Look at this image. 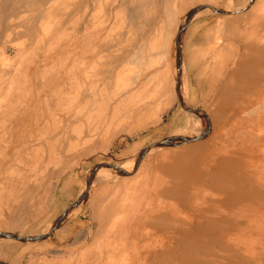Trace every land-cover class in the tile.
I'll list each match as a JSON object with an SVG mask.
<instances>
[{"label":"rangeland","instance_id":"obj_1","mask_svg":"<svg viewBox=\"0 0 264 264\" xmlns=\"http://www.w3.org/2000/svg\"><path fill=\"white\" fill-rule=\"evenodd\" d=\"M85 1L56 0L55 10L43 14L40 0H0V234L33 239L49 231L29 245L0 238V264H193L180 259L179 234L194 233L201 224L197 216L203 219L201 227L214 223L206 207L219 206L225 198L215 186L223 177L217 170L222 162L234 163L246 182L249 178L252 190L260 192L256 200L264 198V110L233 113L229 124L206 129L225 83L239 72L244 56L243 45L227 31L250 15L252 7L264 9V0L177 1L170 47L160 63L156 48L163 47L169 35L167 0H152L140 12H135L136 0ZM24 2L26 9L17 6ZM12 3L14 8L7 7ZM201 6L224 12H193ZM263 13L259 24L264 23ZM157 34L164 37L153 47ZM253 41L258 43L259 37ZM229 45L237 49L234 61L230 64L224 54L228 67L221 81L212 83L214 61ZM207 60L213 61L211 74L208 67L203 72ZM261 72H254L258 78L252 86L263 92ZM134 123L141 131L132 136L126 130ZM209 133L208 143L197 145ZM171 138L189 140L153 148ZM101 139L108 140L106 145L86 146ZM236 142L253 147V153L225 159ZM144 150L148 153L136 162ZM167 155L181 160L170 169L184 168L188 187L178 186L183 180L178 178L172 180L174 187H161L166 169L162 158ZM123 168L131 170L119 174ZM99 170L110 174L97 176ZM226 177V192L242 189ZM144 181L153 184L142 195ZM172 190L176 200L177 192L184 190L192 209L161 210ZM137 198L144 200L137 203ZM113 204L126 211L109 212ZM257 208L260 215L257 211L251 219L248 235L229 239L250 264H264V205ZM76 209L77 215L68 217ZM51 215L48 223L39 224ZM238 225L242 226L234 221L223 224L230 231ZM202 240L212 241L207 236ZM146 249L152 259L146 257ZM200 255L211 264L240 262L236 255Z\"/></svg>","mask_w":264,"mask_h":264},{"label":"crops","instance_id":"obj_2","mask_svg":"<svg viewBox=\"0 0 264 264\" xmlns=\"http://www.w3.org/2000/svg\"><path fill=\"white\" fill-rule=\"evenodd\" d=\"M235 27L236 26L230 28L229 29L230 31H227L228 32L227 36L232 38V39H236V41L240 45H243L244 56L240 60V64H239L240 69L238 68L239 72L238 73L235 72L232 76H230L228 81L225 83L224 88L221 92L222 97L220 96V99L216 102L215 112H213L209 116V118L206 122V129L209 128L208 129L209 131L214 129V127L218 128L219 126H221V123L223 121L224 116L220 117L218 115V110H217L218 107L225 105V104H226L225 106H227L228 103L231 104V101H230L231 99L229 100V102H224V99H223V95L226 94L225 89L227 88V85H229L228 87L231 86L230 87L231 90H238L239 83H242L241 77H243V75H244L242 72L244 70V66L246 65V63L251 64L250 65V72L252 73L251 76H253L254 72L259 71V62L255 61L256 57L254 54L257 51L256 50L254 51V49H252V50L246 49L245 44L240 40L239 36H235L233 34L232 30ZM214 34L216 35V33H214ZM236 50L237 49L234 47V45H229L224 50L220 51L218 57L214 61V75H213V77H210L212 83H216V82L221 81L223 73H224V71H226V69L228 67V65H227L228 58L227 57H229V59H231L230 60V64H231L234 61V57L236 55L234 53L236 52ZM263 52H264V50H263ZM224 54L227 56L226 58H224ZM206 62H208V60ZM212 63H213V61H212ZM212 63L208 62L206 67L203 69L204 73H205L207 67L210 68V71H209L210 74L212 73V71H213V67L211 65ZM216 73H218V74H216ZM262 73H264V66L262 69ZM209 76H211V75H209ZM233 105H235V104H233ZM260 107H261V110H264V101H262L261 104H259L257 106V108H259V109H260ZM253 110H251V111H253ZM225 116H226V114H225ZM147 122H149V121L146 120L144 125ZM139 131H141V130H140L138 125H135V123L132 125V127L128 128L126 130V132L132 136L137 134V132H139ZM170 131L172 132V128ZM207 135H208L207 138L200 137L199 141H197V145L200 146L203 144H207L209 139H210L209 138L210 133ZM168 139H165L164 141H168ZM95 141L96 142H94V143L91 142L90 144H88L86 146L89 147L92 144V146H96V147L99 146L100 147V145H106L108 140L106 141V140L101 139L100 141H97V140H95ZM215 141L217 142L216 139H215ZM225 143L226 142L223 140V137H221V145H222L221 149L225 150V145H226ZM230 147L233 149V151H232V153H229L228 156H224L225 159H228V158L232 159L235 156L248 157L251 155V153H253V147H251V149H250L249 147H247V144L239 147V143L236 142L233 145H231ZM218 154H221V152L218 151ZM176 158L177 157L174 158L172 155L163 156V158H162L163 165H164V167H166L165 171L161 172V177H160L162 179L161 187H163V188L164 187L165 188L174 187L175 182L173 183L172 180H175L176 178L183 179V180L179 181V183L177 184L178 186H181L182 188L189 186V183L186 180L187 176H186V171L184 168H181L179 171H174V170L170 169V167L173 165V163H178L179 166L181 165V160L180 159L177 160ZM62 163H63V161L61 162V164ZM217 170L223 177H222V180L215 182V186L218 190H220V192L218 191L219 194H225V196H224L225 198L224 199L222 198L219 201V206L216 205L215 207L214 206L206 207V209L209 210L208 212L210 214L214 215V219H213L214 223L213 224L208 222L209 224L206 225V228L201 227L204 224L203 219H202V217L197 216L198 218H200L199 221L201 224L198 226V228H196L194 233H191L190 231H182L179 234V236H180L179 240H180L181 244L183 245V250H182V253L180 254V259L184 262H192L193 264H211V263L204 262L200 258V256H201L200 253H208V255H212L214 253H219V255L222 254L223 257L227 258V259H230V255H236L237 259L238 260L240 259L239 264H250L248 258L242 252V249H240L237 245L232 244L229 241V239L231 238V235H234L236 237L239 235H242V236L248 235V233H247L248 231H246V229L253 228L251 219L253 217H257V214H256L257 211L260 215L261 209H258L257 205H264V198L260 197V200H256V195L260 194V192L255 191L254 188L252 190V186L248 183L249 178H246V180H247V182H246L245 179H243L240 176L239 172L236 171L234 163H232L231 161L227 162V164L225 162H222L217 167ZM99 171H106V170H99ZM175 173H177V174H175ZM248 173H250L252 175V173H254V170L251 168V169H249ZM57 174H58L57 175V178H58L59 173L57 172ZM226 175H230L233 179V183L234 184L236 183L237 186L242 187V189L241 190H235L233 192L229 191L230 193L226 192L227 189H226V186L224 184V181L227 179ZM251 180H252V178H251ZM144 182L145 183L141 187L142 195H144L143 192L148 190V188H149L148 185L153 184V182H151V181L148 184L146 183V181H144ZM227 193H229V194H227ZM177 194H178L179 198L176 200L174 198L175 192H173V190H172V192L170 193V195H172V197H167L163 200L165 203V206L161 207V210L171 211V210H175V209H179V210H190V209H192V207H190V201L186 197V192L183 190L180 193L177 192ZM141 200H144V199L143 198H140V199L137 198L136 202L137 203L142 202ZM25 202H27V198L24 200V203ZM176 202H177L178 206L175 207L174 204ZM259 202L261 204H258ZM117 211L120 213H123L124 211H126V209L124 207L120 208V206H118L117 204H113V207L110 208L109 212L114 213ZM51 217H52V215L40 219L39 224L43 225V224L48 223L49 220L51 219ZM158 219L159 218L156 217L155 220H158ZM164 219H166V218H164ZM151 220H153V219H151ZM232 221H234L236 223L239 222L242 226L238 225L237 228H235L233 231H230L225 226H223V224H228V223H231ZM155 224H156L155 226L158 227L160 222L156 221ZM152 226H154V223H152ZM240 230H241V232H240ZM231 232H233L234 234H232ZM202 236L210 237L212 239L210 244H205V242H203V240H202ZM135 240H136V238H135ZM134 242H136V241H134ZM131 243H132V244H130L131 247L138 248V246H137L138 244L133 243V242H131ZM213 245H214V247H213ZM146 257L152 259V253L147 249H146Z\"/></svg>","mask_w":264,"mask_h":264},{"label":"bare ground","instance_id":"obj_3","mask_svg":"<svg viewBox=\"0 0 264 264\" xmlns=\"http://www.w3.org/2000/svg\"><path fill=\"white\" fill-rule=\"evenodd\" d=\"M14 1V0H13ZM42 1V3L45 5L44 8H43V14H50V12L52 10H55L56 8V4L58 2H56V0H40ZM131 1V0H130ZM152 0H136L135 2V12H140L142 9L147 8L146 5H148L149 3H151ZM179 1V0H167L166 1V6H165V13H166V18L168 19V26H169V32H168V39H166L165 44L163 45V47H158L160 46V44L162 43V38L165 36V33H164V36L162 34V36L158 35L157 34V38L158 41L157 42H154L153 44V47H158L156 48V51H158L157 53L158 56H159V59L157 60V63H160L161 61H163L167 54H168V46H169V42L172 38V30L175 28V24H176V19H177V13L178 12V8H177V5H176V2ZM31 2V1H30ZM85 2L88 3V1L86 0ZM96 2V1H95ZM132 2V1H131ZM134 2V1H133ZM132 2V4H133ZM40 3V2H39ZM93 3V2H91ZM124 3V2H123ZM180 3V1H179ZM8 4V3H7ZM36 4V3H34ZM114 4V3H113ZM31 5V4H30ZM129 5V4H128ZM14 8V4H9L7 7L10 8ZM16 6V5H15ZM18 7H24L25 9L28 7V4L27 2H24L23 5H17ZM40 7V5H37ZM117 6V5H116ZM35 7V6H34ZM264 7V6H263ZM8 8V9H9ZM10 8V9H11ZM33 8V7H32ZM91 8V7H90ZM199 8V7H198ZM7 9V8H6ZM62 9V8H61ZM197 9V8H196ZM262 9L264 11L263 8H260V5H256L255 7H252L251 9V14L250 15H247V17L242 21V22H238L236 27L232 30L233 34L235 36H239L240 40L245 44L246 46V49H249V50H252L254 49V51L256 50L257 52L254 53L255 54V61H258L259 62V69H263V66H264V31H263V27H264V23L262 24H259V22L257 23V21H259L258 17L259 15H262ZM13 10V9H12ZM16 10V9H15ZM30 10V9H29ZM23 12V11H22ZM22 12H18V14H21ZM8 13V12H7ZM26 13V11H25ZM40 13V11H39ZM117 13V12H116ZM23 14V13H22ZM91 14V13H90ZM124 14V13H123ZM264 14V13H263ZM35 15V14H33ZM37 15V14H36ZM27 16V15H26ZM191 16V15H190ZM34 17V16H33ZM19 18V17H18ZM40 18V17H39ZM124 18V17H123ZM3 19V18H2ZM31 19V18H30ZM35 19V17H34ZM190 19V17H188V20ZM12 20V19H11ZM17 20V19H16ZM187 20V21H188ZM21 21V19L19 20ZM29 21V20H28ZM187 21H186V24L184 23V25L182 26V34L183 32L185 31L186 29V26H187ZM261 21V20H260ZM262 22H263V19H262ZM16 23V22H15ZM23 23V22H22ZM28 23V22H27ZM30 23V21H29ZM28 23V25H30ZM33 23V22H32ZM11 25V29H13L12 26H14L15 24L12 22V21H9L8 22V25ZM36 25V24H35ZM34 25V26H35ZM16 27V26H15ZM14 27V28H15ZM33 27V26H31ZM34 28V27H33ZM185 28V29H184ZM15 30V29H14ZM159 30V29H158ZM23 31V30H22ZM33 31V30H32ZM230 31V30H228ZM118 33V32H117ZM120 33V32H119ZM228 33V32H227ZM9 34V33H8ZM7 35V34H6ZM115 35V34H114ZM113 35V36H114ZM121 35V34H120ZM231 35V34H230ZM10 36V35H9ZM23 36V35H22ZM116 36V35H115ZM117 36L119 37V35L117 34ZM160 36V37H158ZM257 36L259 37V42L258 43H254L253 39L254 37ZM112 37V36H111ZM117 38V37H116ZM256 39V38H255ZM258 39V38H257ZM256 41V40H255ZM170 47V46H169ZM233 50V49H232ZM143 52V51H142ZM246 52V51H245ZM263 52V53H262ZM230 53V52H229ZM262 53V54H261ZM143 54V53H142ZM226 54V53H225ZM235 54V53H234ZM261 54V56H260ZM142 56V55H141ZM140 58V57H139ZM1 59V58H0ZM0 62H2V60H0ZM245 63V62H244ZM257 63V62H256ZM4 64V63H3ZM156 64V63H155ZM250 63H246V65L244 66V70H243V77H241V80H242V83H239L238 85V90H231L230 87H228L229 85H227V88L225 89L226 91V94L223 95V99H224V102H229V100L231 101V104L228 103L227 106L225 105H222V106H217L218 107V115L220 117L224 116L223 117V121L221 123V127L222 126H225L227 124H229V121H230V118L231 115L234 113L237 114L239 112H242V111H245V110H252V108L254 107H257L259 104H261L262 102V98L264 97L263 94H264V90L263 92L260 91V88L258 87H253L252 85L254 83H256V80L258 78L257 74H254L253 73V76H251V72H250ZM2 66V65H1ZM5 66V65H4ZM216 68V67H215ZM217 70V69H216ZM261 71V70H260ZM180 73V72H179ZM262 73V72H261ZM218 74V73H216ZM220 74V73H219ZM234 77V76H233ZM184 78V76H183ZM184 81V80H183ZM183 86H184V82H183ZM179 89L182 93V98H184V92H182V89H181V77H179ZM184 89V88H183ZM222 92V91H221ZM222 97V96H221ZM185 99V98H184ZM186 102V101H185ZM220 103V102H219ZM235 104V105H233ZM238 105V106H237ZM184 107L186 108V110L189 112V113H193L192 110L186 106V104H184ZM259 109V108H258ZM261 109V107H260ZM248 110V111H249ZM250 110V111H251ZM215 112V111H214ZM226 114V116H225ZM216 117V116H215ZM219 117V118H220ZM154 118V115L149 117L148 119H144V120H150ZM143 120V121H144ZM141 121V122H143ZM140 122V123H141ZM234 124V123H233ZM208 128V127H207ZM215 128V127H214ZM176 129L173 128V130ZM209 129V128H208ZM219 129V128H218ZM172 130V131H173ZM189 139H172L171 140H168V141H164L163 143H167L166 145L164 146H154L155 148L157 149H161L162 147H170V146H174V145H178V144H184L185 142H187ZM159 144V143H158ZM150 150V149H149ZM145 151V150H144ZM148 153V152H147ZM144 154H146V152H142L140 154V156L136 157L138 158L136 160L139 161L140 160V157L143 156ZM124 170L123 171H130L131 168L129 169H125L123 168ZM95 172V171H94ZM118 173L121 172V171H117ZM108 174H110L108 171H99L98 175L97 176H102V177H105V176H108ZM90 179V176L87 177V179H85V183L87 184L88 180ZM85 194V192L83 193V195ZM78 209L74 210L73 212H71L68 217L70 216H74V215H77L78 213ZM47 233H49V231L43 233L42 235H46ZM41 235V236H42ZM39 237V236H38ZM35 242H32V243H24L25 245H29V244H33Z\"/></svg>","mask_w":264,"mask_h":264},{"label":"water","instance_id":"obj_4","mask_svg":"<svg viewBox=\"0 0 264 264\" xmlns=\"http://www.w3.org/2000/svg\"><path fill=\"white\" fill-rule=\"evenodd\" d=\"M203 9H210V10L214 11V12L217 13V14H222V13L224 12L223 10H217V9H214V8H212L211 6H201V7L197 8L196 10H194L193 12H196V11H199V10H203ZM190 15H193V14H190ZM184 29H185V28H184ZM180 55H181V48H180V46H178V58L180 57ZM166 144H167V143H166ZM166 144L163 143V141H162V142H160L159 144H157L156 146H164V145H166ZM156 146H155V147H156ZM155 147H153V148H155ZM143 152H147V150H145V151H143ZM125 173H126V171H121V172H119V174H125ZM85 196H86V192H85V194L83 195V198H82L83 201H84ZM47 234H48V233H47ZM44 236H45V235H42V236H39V237H37V238H33V239H28V238H22V237H19V236H16V235H14V234H10V233H2V234H0V238H12V239L18 240V241L23 242V243H32V242H36L37 240L42 239Z\"/></svg>","mask_w":264,"mask_h":264}]
</instances>
